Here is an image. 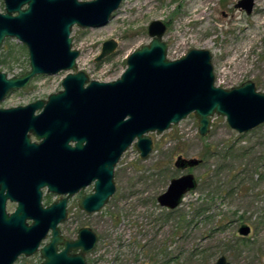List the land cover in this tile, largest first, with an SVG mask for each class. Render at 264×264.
Masks as SVG:
<instances>
[{
	"label": "rangeland",
	"instance_id": "1",
	"mask_svg": "<svg viewBox=\"0 0 264 264\" xmlns=\"http://www.w3.org/2000/svg\"><path fill=\"white\" fill-rule=\"evenodd\" d=\"M238 1L123 0L106 25L73 27V47L80 51L77 67L90 79L119 78L129 54L150 42L149 24L161 20L167 25L168 58L192 48L208 49L217 85L231 88L252 80L264 91V0H256L251 14L237 7ZM4 8L0 0V11ZM108 39L118 42L116 50L96 61ZM0 61L10 77L30 69L27 46L17 38H6ZM67 73L36 75L25 88L14 90L5 105L46 98L63 88ZM198 127L192 112L160 134L149 132L151 153L142 158L134 143L123 153L115 167L116 190L99 211L83 213L73 203L74 218L63 226L65 232L73 236L85 226L98 235L87 264H214L221 255L232 264H264V179H258L259 170L234 183L229 177L232 167L253 171L258 164L264 154V123L239 133L225 116L215 114L206 135ZM179 155L203 161L181 170L174 164ZM189 171L197 177V187L175 209L162 207L157 197L172 178ZM242 224L251 225L249 235L239 234ZM40 261V255H23L15 264Z\"/></svg>",
	"mask_w": 264,
	"mask_h": 264
},
{
	"label": "water",
	"instance_id": "2",
	"mask_svg": "<svg viewBox=\"0 0 264 264\" xmlns=\"http://www.w3.org/2000/svg\"><path fill=\"white\" fill-rule=\"evenodd\" d=\"M122 1L4 0V11H0V49L6 38H17L27 46L30 63V69L19 76L9 77L0 70V100L11 90L25 88L36 75L68 71L62 80L63 88L50 94L45 109L52 116L53 131L57 133L54 142L58 147V172L65 170L64 150L74 149L78 158L68 164L70 170L73 169L74 175L84 174L85 188L94 183L92 192L80 196L81 206L89 213L99 211L114 194L116 164L134 142L142 158L149 156L153 149L149 132L160 134L192 112L198 118L201 135L209 132L215 114L225 116L239 133L264 123V91H259L252 80L231 88L216 85L212 53L208 49L192 48L182 57L168 58V43L163 39L167 25L161 20L149 24L150 42L129 54L119 78L90 79L85 71L79 70L80 51L73 49V27L106 25ZM255 2L239 0L236 6L251 14ZM117 46L115 39L105 40L96 61L106 58ZM41 103L26 108H36ZM68 140H77L75 147ZM46 161L51 172L50 159ZM202 161L179 155L174 164L187 170ZM197 185L198 179L191 171L174 177L158 196V202L167 209H175ZM43 213L45 217L37 221L40 225L29 226L25 216L9 217L2 212L0 264H15L21 254H34L50 228L53 237L41 249L43 260L39 264H87V254L98 241L95 231L82 228L78 239L65 241L64 249L58 251L60 230L51 221L50 226H41L44 220H50L47 218L50 210ZM238 232L249 235L251 225L242 224ZM77 249L79 253H71ZM214 264L232 263L221 255Z\"/></svg>",
	"mask_w": 264,
	"mask_h": 264
},
{
	"label": "flooded vegetation",
	"instance_id": "3",
	"mask_svg": "<svg viewBox=\"0 0 264 264\" xmlns=\"http://www.w3.org/2000/svg\"><path fill=\"white\" fill-rule=\"evenodd\" d=\"M14 90L7 92L0 100V216L2 212L9 217L15 214L25 216L26 224L35 226L40 225L37 221L42 220L45 217L43 212L49 209L50 214L47 218L50 220H44L41 226H50V221L56 223L61 238L56 245L57 250L61 251L65 247V241L78 239L80 230L85 228V226L79 227L76 233L70 236L63 226L74 218L72 216L75 212L71 210L74 202L76 208L85 213V208L80 203V196H85V192H92L94 183L85 188L84 174L78 172L79 174L74 175L73 169L70 170L68 164L76 161L73 158H78L74 149L64 150L65 157L67 156V161L64 163L65 170L61 173L57 170L59 155L57 142H54L57 133L53 131L52 116L47 115L45 109L50 94L46 98H36L24 104L5 105ZM40 101L41 106L26 108L27 105ZM18 107L21 109H15ZM67 143L75 147L77 140H68ZM61 145L64 146V142ZM82 145L85 146V141ZM62 149L67 148L62 147ZM46 159H50L53 166L51 172H48L49 161L47 162ZM52 237L53 230L50 228L32 255H40L42 261L41 249L51 241ZM79 252L80 249L71 251L74 254Z\"/></svg>",
	"mask_w": 264,
	"mask_h": 264
},
{
	"label": "trees",
	"instance_id": "4",
	"mask_svg": "<svg viewBox=\"0 0 264 264\" xmlns=\"http://www.w3.org/2000/svg\"><path fill=\"white\" fill-rule=\"evenodd\" d=\"M229 149H233V147L232 146H230L229 147ZM229 151L225 154V156L224 157H227L228 155H229ZM245 153H246V151H245ZM259 170V171H258ZM258 171V179L259 178H261V180L262 179H264V154H262L260 157H259V161H258V164L256 165V167H254V170L253 171H251V170H248V167H245V166H241V167H237V168H233L232 167V169L230 170V176L229 177H231V179L233 180V183L237 180V178L240 176V175H244L243 177H248V178H250L249 176H248V173L250 172V173H254V172H257ZM219 173V172H218ZM242 178V177H241ZM222 184H223V180H221L220 181ZM239 183V182H238ZM237 183V184H238ZM236 184V186H240V185H237ZM220 191H223V189H221ZM204 201V200H203ZM202 205V204H201ZM241 217L243 218V219H245L246 220V218H245V215L243 214V215H241ZM263 217H264V213H263ZM183 220L185 221V224H187V222H186V219H185V215H183ZM156 258H154V260H155ZM158 262V261H157ZM167 264L169 263V260L166 262ZM164 264H165V262H164Z\"/></svg>",
	"mask_w": 264,
	"mask_h": 264
}]
</instances>
